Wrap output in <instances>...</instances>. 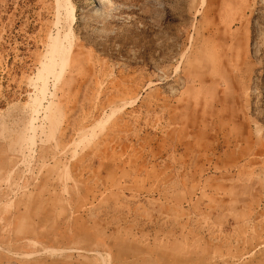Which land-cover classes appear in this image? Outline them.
Returning <instances> with one entry per match:
<instances>
[{"label":"rangeland","instance_id":"1","mask_svg":"<svg viewBox=\"0 0 264 264\" xmlns=\"http://www.w3.org/2000/svg\"><path fill=\"white\" fill-rule=\"evenodd\" d=\"M98 1L0 0V264H264V0Z\"/></svg>","mask_w":264,"mask_h":264},{"label":"bare ground","instance_id":"2","mask_svg":"<svg viewBox=\"0 0 264 264\" xmlns=\"http://www.w3.org/2000/svg\"><path fill=\"white\" fill-rule=\"evenodd\" d=\"M65 1V0H64ZM70 0H66V6L69 5ZM98 2H100V8H96V10H94V12L97 14L99 12H102L103 10H105V8H110L113 7V1L112 0H99ZM70 11V10H69ZM72 12V10H71ZM70 13V12H69ZM67 13V14H69ZM102 14V13H100ZM70 15V14H69ZM68 46V45H67ZM56 55V54H55ZM53 58V57H52ZM53 61V60H52ZM48 69V68H46Z\"/></svg>","mask_w":264,"mask_h":264}]
</instances>
